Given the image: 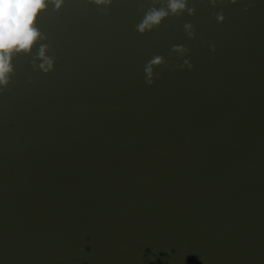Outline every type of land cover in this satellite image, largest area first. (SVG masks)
Wrapping results in <instances>:
<instances>
[{"label":"water","instance_id":"water-1","mask_svg":"<svg viewBox=\"0 0 264 264\" xmlns=\"http://www.w3.org/2000/svg\"><path fill=\"white\" fill-rule=\"evenodd\" d=\"M0 264H264V0H0Z\"/></svg>","mask_w":264,"mask_h":264}]
</instances>
